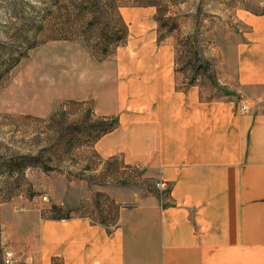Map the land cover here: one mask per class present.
Returning <instances> with one entry per match:
<instances>
[{"label":"rangeland","instance_id":"rangeland-1","mask_svg":"<svg viewBox=\"0 0 264 264\" xmlns=\"http://www.w3.org/2000/svg\"><path fill=\"white\" fill-rule=\"evenodd\" d=\"M263 5L0 0V264H27L40 217L89 215L115 223L119 205L102 191L108 185L142 184L161 193L165 186L143 178L138 167L102 158L93 148L99 123L117 125L116 117L96 112L95 101H114L119 76L132 82L140 52L157 48L176 53L178 87L193 81L205 96L222 95L219 41L238 25L242 10ZM125 88L126 101H133L132 88Z\"/></svg>","mask_w":264,"mask_h":264},{"label":"crops","instance_id":"crops-1","mask_svg":"<svg viewBox=\"0 0 264 264\" xmlns=\"http://www.w3.org/2000/svg\"><path fill=\"white\" fill-rule=\"evenodd\" d=\"M240 14L219 41L222 95L178 87L176 53L157 48L140 52L132 82L119 76L114 101H95L117 125L93 148L163 181L161 193L108 185L112 224L40 217L27 264H264V5Z\"/></svg>","mask_w":264,"mask_h":264},{"label":"trees","instance_id":"trees-1","mask_svg":"<svg viewBox=\"0 0 264 264\" xmlns=\"http://www.w3.org/2000/svg\"><path fill=\"white\" fill-rule=\"evenodd\" d=\"M127 34H128V30L126 29L125 35H127ZM125 35H121L119 37V40H122L125 37ZM197 57L198 56L196 55L195 58H197ZM114 122H115V120H114ZM115 127H116L115 124L109 125V124H107L105 122L99 123L98 126L96 127V133L93 136V140L94 141L98 140L101 136H103L104 134L112 131Z\"/></svg>","mask_w":264,"mask_h":264},{"label":"built area","instance_id":"built-area-1","mask_svg":"<svg viewBox=\"0 0 264 264\" xmlns=\"http://www.w3.org/2000/svg\"><path fill=\"white\" fill-rule=\"evenodd\" d=\"M242 108H243L244 111H248L249 110V106L247 104H244L242 106ZM157 186L164 187L165 186V183L163 181H158ZM7 262H10V259H7Z\"/></svg>","mask_w":264,"mask_h":264}]
</instances>
